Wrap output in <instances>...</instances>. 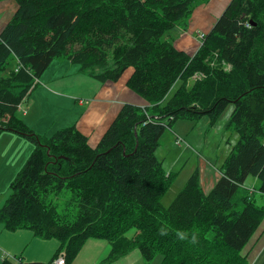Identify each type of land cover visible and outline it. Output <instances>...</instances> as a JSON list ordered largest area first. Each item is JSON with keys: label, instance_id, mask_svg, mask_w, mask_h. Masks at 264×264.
<instances>
[{"label": "trees", "instance_id": "obj_1", "mask_svg": "<svg viewBox=\"0 0 264 264\" xmlns=\"http://www.w3.org/2000/svg\"><path fill=\"white\" fill-rule=\"evenodd\" d=\"M15 1L0 34V136L13 131L35 146L10 184L0 224L57 239L66 264L91 238L111 245L97 264L134 249L147 261L162 255L160 264H253L264 245V205L254 196L264 194V0H231L193 54L165 36L204 0ZM59 57L103 84L132 68L127 85L145 103H125L96 146L75 124L36 133L19 105ZM230 103L228 127L239 140L220 177L207 192L197 169L165 207L174 174L157 157L161 137L178 119L213 123ZM65 191L71 208L61 212L56 199Z\"/></svg>", "mask_w": 264, "mask_h": 264}, {"label": "crops", "instance_id": "obj_2", "mask_svg": "<svg viewBox=\"0 0 264 264\" xmlns=\"http://www.w3.org/2000/svg\"><path fill=\"white\" fill-rule=\"evenodd\" d=\"M230 2L232 1L210 0L197 7L191 16L190 25L187 29L189 36L179 35L174 40L175 45L191 54L192 50L190 48L194 49L192 40L195 39L192 36L197 34L198 31H210ZM17 8L18 4L15 0H0V34L17 11ZM52 64L44 73L48 75L45 84L36 87L30 94V98H26L24 103L26 112L19 111L22 113L23 120L39 134L40 132L46 133V128L52 131L53 128L58 130L75 124L81 132L88 136L89 143L96 146L125 103L137 105L145 103V99L133 92L127 85L132 68L127 69L118 81L103 84V82L80 71L76 64L67 59L59 63L60 65L52 67ZM58 67L60 69L63 67L61 72L56 71ZM31 97H33V102L28 105L27 103L30 102ZM50 111H52L51 114ZM52 114H54V119L45 117ZM5 132L11 135L0 136V144H5V146H0V167L5 169L1 174L13 175L24 166L35 145L29 142L28 139L24 140V137L20 135L9 131ZM177 136L179 135L176 134ZM17 142L29 143L27 145L29 149L25 145L23 151L25 153L20 152V150L17 151L20 152L17 154L15 147L11 146ZM7 145H10V147ZM10 151L14 155L10 154ZM208 174H210V178L213 176L211 173ZM218 178L214 180L212 187ZM203 180L204 178H201L202 185H204ZM256 181L255 178V183ZM6 199L7 197L5 201ZM103 240L88 239L71 264H97L106 258L111 245ZM36 245H38L37 250L34 248ZM58 246L59 241L57 239L38 238L31 230L10 231L0 224V264L7 258V255H10L8 257L21 258L27 263H48L56 256ZM44 247H48V256L43 253ZM137 250L134 249L128 252L110 264H144L143 255L141 252L139 253L140 250ZM260 252H264V245Z\"/></svg>", "mask_w": 264, "mask_h": 264}, {"label": "rangeland", "instance_id": "obj_3", "mask_svg": "<svg viewBox=\"0 0 264 264\" xmlns=\"http://www.w3.org/2000/svg\"><path fill=\"white\" fill-rule=\"evenodd\" d=\"M204 1L197 2L198 4L196 6L200 7L202 4L207 3ZM191 16L187 18L183 23H181L180 26L174 28L171 31H168L167 33L168 35L166 34L165 38L171 40L173 39L174 41L181 34H182L181 36H189V34H187V29L189 28L190 25ZM201 32L204 31H198L197 34H195L194 36L191 35L192 37H195V39L192 40L193 41L192 46H194V49H192V47L190 48L192 50L191 54H193L194 51H196L198 48L199 36ZM64 60L65 57L57 58L55 62L52 64V67L56 65H60L59 63H62ZM76 66L79 67V65L77 64ZM62 69L63 67L61 69L58 67L56 71L61 72ZM47 79H48V75L42 74L40 76V82L38 85L43 86ZM175 89L176 87L169 93V97L172 96ZM30 96L31 95H29V98ZM32 102H33V97H31L30 102L27 104L28 105L32 104ZM234 109H235V104L230 103L227 106V108L223 111V113L213 123L211 122V119L208 116H201L199 117V119L198 118L178 119L176 122L172 123L173 124L172 128L167 129L163 137H161L159 147L157 148L156 151L157 157L163 162L164 169L167 172H173L174 174L173 184L169 188L168 192L162 197V203L165 207H168L174 201L178 193L184 188L187 180L197 169L200 171V177L204 178L203 180L204 189L208 192L210 190V187L212 188L211 186L212 183L220 176L219 170L224 164L225 159L227 158L228 154L231 152V150L234 148V146L237 144L239 140V133L235 129L228 127ZM51 113L52 111H50V114ZM18 116L23 118L21 112H18ZM45 117L47 119L55 118L54 114ZM55 131L56 129L54 128L52 129V131L46 128V133L48 132V134L40 132V135L50 137L51 135L54 134ZM9 132H13V131H9ZM13 133H15L16 135H20L16 132ZM176 134L179 135L180 137H183L184 139L181 145L176 144ZM1 135H11V134H9L8 132H4V134L2 133ZM20 136L24 137L23 135ZM25 139L27 138L24 137V140ZM25 145L28 148L27 145H29V143L17 142L16 144H12L11 146L15 147V152L21 150L20 152L25 153L23 152ZM0 146H5V144H0ZM7 146L10 147V145ZM20 152H17V154H19ZM10 154L13 153L10 151ZM4 170L5 169L0 167V207L5 202V198L10 195L11 192L10 184L16 177L17 173L20 171V170L17 171L13 175L11 174L2 175L1 173L4 172ZM208 173H211L213 176L210 178V174ZM253 186H255V178L253 176H250L246 181V187L249 188V190H252ZM69 194L70 192L65 191L62 194H60L59 197L56 199L59 211L68 212V209L71 208V206H69V208L66 207V201H65L68 198V196H70ZM254 194L257 202L259 204L264 205V194L259 193L257 191ZM25 230H29V229H25ZM129 236H132V231L129 232ZM52 241H56V240H52ZM103 241H105V239ZM46 243H53V242H46ZM34 248L37 250L38 245H36ZM43 253H45L48 256L49 254L48 247H44ZM252 257H253V264L255 263V261H256L255 264H262V261L264 260V252L255 251ZM161 260H162V255L158 254L155 257V259H153L152 261H147L146 259H144L143 263L160 264Z\"/></svg>", "mask_w": 264, "mask_h": 264}, {"label": "built area", "instance_id": "obj_4", "mask_svg": "<svg viewBox=\"0 0 264 264\" xmlns=\"http://www.w3.org/2000/svg\"><path fill=\"white\" fill-rule=\"evenodd\" d=\"M200 36H201V38H202V37H204V34L202 33ZM18 61H19V64H18L16 70L19 69V68H21V67H22V64H23V63L20 62L19 59H18ZM18 61H17V63H18ZM230 67H231V65L228 66V67H226V68L228 69V68H230ZM203 76H204L203 73H197V74H195L194 78L198 79V78H201V77H203ZM35 82H36V83H39V82H40L39 78H35ZM24 101H25V100H23L22 104L19 105V110H21V111H23V112H26V108H25V106H24ZM182 142H183V140H182L181 137H178V138L176 139V144H177V145H181ZM8 256H10V255H7V257H8ZM9 258H11V259H13V260H16V261L18 262V259H17V258H13V257H9ZM21 262H22V264H29V263H27V262H24L23 260H22ZM66 263H67V261H66V255H65L64 252H60V253H59V254L53 259V261L51 262V264H66Z\"/></svg>", "mask_w": 264, "mask_h": 264}]
</instances>
